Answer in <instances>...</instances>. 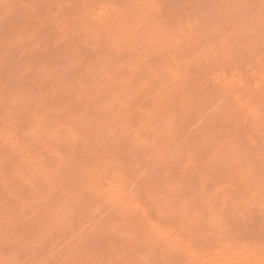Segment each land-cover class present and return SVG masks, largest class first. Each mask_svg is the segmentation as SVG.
<instances>
[{
	"label": "rangeland",
	"instance_id": "374dc122",
	"mask_svg": "<svg viewBox=\"0 0 264 264\" xmlns=\"http://www.w3.org/2000/svg\"><path fill=\"white\" fill-rule=\"evenodd\" d=\"M263 124L264 0H0V264H264Z\"/></svg>",
	"mask_w": 264,
	"mask_h": 264
},
{
	"label": "bare ground",
	"instance_id": "6f19581e",
	"mask_svg": "<svg viewBox=\"0 0 264 264\" xmlns=\"http://www.w3.org/2000/svg\"><path fill=\"white\" fill-rule=\"evenodd\" d=\"M261 130L264 131V124L262 125V129ZM243 141H244V139H243ZM254 143H256V141H254Z\"/></svg>",
	"mask_w": 264,
	"mask_h": 264
}]
</instances>
